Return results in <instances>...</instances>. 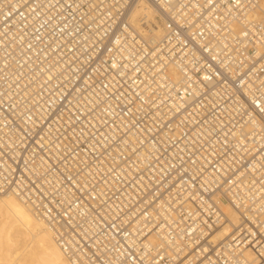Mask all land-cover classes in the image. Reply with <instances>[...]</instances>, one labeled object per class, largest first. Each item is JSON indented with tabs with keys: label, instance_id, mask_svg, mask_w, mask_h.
Wrapping results in <instances>:
<instances>
[{
	"label": "built area",
	"instance_id": "2783aa9c",
	"mask_svg": "<svg viewBox=\"0 0 264 264\" xmlns=\"http://www.w3.org/2000/svg\"><path fill=\"white\" fill-rule=\"evenodd\" d=\"M141 1L0 0V194L70 264H264L260 0Z\"/></svg>",
	"mask_w": 264,
	"mask_h": 264
},
{
	"label": "bare ground",
	"instance_id": "6f19581e",
	"mask_svg": "<svg viewBox=\"0 0 264 264\" xmlns=\"http://www.w3.org/2000/svg\"><path fill=\"white\" fill-rule=\"evenodd\" d=\"M260 1V12L264 14V0ZM132 15L151 19L159 32L155 10L146 0L133 9ZM222 211L227 220L211 236L213 245L225 239L239 223L238 213L228 204H222ZM0 264H70L44 222L11 194H0Z\"/></svg>",
	"mask_w": 264,
	"mask_h": 264
},
{
	"label": "rangeland",
	"instance_id": "374dc122",
	"mask_svg": "<svg viewBox=\"0 0 264 264\" xmlns=\"http://www.w3.org/2000/svg\"><path fill=\"white\" fill-rule=\"evenodd\" d=\"M261 2V1H260ZM261 13V12H260ZM1 262H3V261H1ZM15 262V261H14Z\"/></svg>",
	"mask_w": 264,
	"mask_h": 264
}]
</instances>
